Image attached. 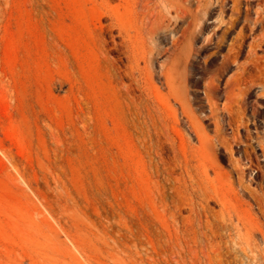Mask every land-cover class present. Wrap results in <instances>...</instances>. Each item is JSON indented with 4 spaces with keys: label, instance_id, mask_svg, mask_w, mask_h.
I'll use <instances>...</instances> for the list:
<instances>
[{
    "label": "rangeland",
    "instance_id": "1",
    "mask_svg": "<svg viewBox=\"0 0 264 264\" xmlns=\"http://www.w3.org/2000/svg\"><path fill=\"white\" fill-rule=\"evenodd\" d=\"M183 1L167 95L186 15L153 86L115 26L145 0H0V264H240L231 235L264 230V0Z\"/></svg>",
    "mask_w": 264,
    "mask_h": 264
},
{
    "label": "bare ground",
    "instance_id": "2",
    "mask_svg": "<svg viewBox=\"0 0 264 264\" xmlns=\"http://www.w3.org/2000/svg\"><path fill=\"white\" fill-rule=\"evenodd\" d=\"M143 5L141 21L138 25L119 23L115 26L119 28V35L126 43L127 58L131 69L138 74L145 85L154 86L155 84L154 57L160 52L156 51L155 44H152L151 39L154 33L160 26L162 27L165 18L169 16L168 14L174 13V16L177 17L185 15L188 17V27L181 30L182 32L176 33L175 36L173 35L174 44L179 45L176 53L158 62L159 73L168 87L167 95H177L183 90L184 59L187 58L192 49L191 42L195 37L198 22L197 11L191 4H186L183 0H145ZM230 238L232 245L228 250H230V253L233 252L234 259H238L240 264H264V230L257 233L251 224L242 223ZM215 260L222 262V256L215 257L208 252L207 262L211 264ZM228 264L233 263L229 262Z\"/></svg>",
    "mask_w": 264,
    "mask_h": 264
}]
</instances>
